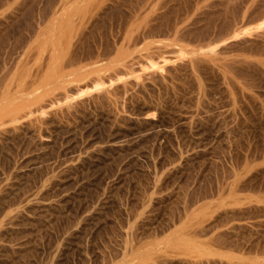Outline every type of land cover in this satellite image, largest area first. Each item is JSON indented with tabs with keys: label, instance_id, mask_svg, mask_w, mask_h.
<instances>
[{
	"label": "rangeland",
	"instance_id": "rangeland-1",
	"mask_svg": "<svg viewBox=\"0 0 264 264\" xmlns=\"http://www.w3.org/2000/svg\"><path fill=\"white\" fill-rule=\"evenodd\" d=\"M263 53L264 0H0V264H264Z\"/></svg>",
	"mask_w": 264,
	"mask_h": 264
},
{
	"label": "bare ground",
	"instance_id": "bare-ground-1",
	"mask_svg": "<svg viewBox=\"0 0 264 264\" xmlns=\"http://www.w3.org/2000/svg\"><path fill=\"white\" fill-rule=\"evenodd\" d=\"M147 45V44H146ZM263 45V44H262ZM121 49H122V47H121ZM145 49V48H144ZM59 52V51H58ZM57 52V53H58ZM60 53H61V51H60ZM149 54V53H148ZM264 54V53H263ZM130 55V54H129ZM59 56V55H58ZM142 56H144L145 57V55H142ZM149 56V55H148ZM196 56V55H195ZM127 57V56H126ZM126 57H124V58H126ZM131 57V56H130ZM139 57V56H138ZM120 58V57H119ZM73 59V58H72ZM115 59V58H114ZM143 59V58H142ZM146 59V58H145ZM192 59V58H191ZM128 60V59H127ZM126 60V61H127ZM202 60V59H201ZM74 61V60H73ZM123 61V60H122ZM125 61V60H124ZM136 61V60H135ZM194 61V60H193ZM133 63H134V61H132ZM119 63H120V61H119ZM129 63H130V60H129ZM129 63L127 62V64L129 65ZM112 64V63H111ZM144 64V63H143ZM192 64V63H191ZM193 64H195V63H193ZM153 66L155 67V69H158V70H162L163 68L161 67V66H159V65H156V64H153ZM249 66V65H248ZM247 66V67H248ZM264 66V65H263ZM107 67V66H106ZM119 68V67H118ZM112 69V68H111ZM115 69V68H114ZM123 69V68H122ZM128 69H129V67H128ZM197 69V68H196ZM263 69V68H262ZM118 70V69H117ZM120 70V69H119ZM136 70V69H135ZM115 72V71H114ZM198 72V71H197ZM262 72V71H261ZM127 73V72H126ZM161 73V72H160ZM117 75V74H116ZM113 76V75H112ZM118 76V75H117ZM264 76V75H263ZM152 77V76H151ZM172 77V76H171ZM142 78V77H141ZM152 78H154V77H152ZM155 78H157V77H155ZM172 79V78H171ZM147 80V79H146ZM158 79H156V81H157ZM167 80V79H166ZM165 80V81H166ZM169 80V79H168ZM157 83V82H156ZM55 84V83H54ZM53 85V84H52ZM56 85H59V84H56ZM61 86V85H60ZM135 86V85H134ZM57 87H59V86H57ZM145 87V86H144ZM165 87V86H164ZM49 88H51V86L49 87ZM173 88V87H172ZM57 89V88H56ZM145 89V88H144ZM54 90H55V87H54ZM141 90V89H140ZM49 91H50V89H49ZM135 91H137L136 89H135ZM139 91V90H138ZM21 105V104H20ZM19 106V105H18ZM19 107H9L7 110H8V112L9 111H15V110H17ZM23 116H26V115H23ZM23 117H21V119H22ZM204 214V213H203ZM201 215V214H200ZM204 215H206V213L204 214ZM207 215H208V213H207ZM205 219V218H204ZM204 219H202V220H204ZM230 219H231V217H230ZM237 219V218H236ZM236 219H234V220H236ZM229 220V219H228ZM233 220V219H232ZM242 220V219H241ZM200 220H198V222H199ZM238 222H240V221H238ZM247 222V221H246ZM200 223H204V222H200ZM221 223V222H220ZM198 224V223H197ZM251 224V223H250ZM202 225V224H201ZM246 225V224H245ZM200 226V225H199ZM211 226V225H210ZM232 226V225H231ZM230 226V227H231ZM223 227V226H222ZM233 227V226H232ZM242 226L239 224H237V226H235V223H234V229H236L235 231H238L237 229L238 228H241ZM200 228V227H199ZM244 228V227H243ZM213 229V228H212ZM222 229V228H221ZM229 229H232V228H229ZM242 229V228H241ZM203 231V230H202ZM219 232H220V230H218ZM224 231V230H223ZM201 232V231H200ZM212 232V231H211ZM229 232H230V230H229ZM233 232H234V230H233ZM232 233V232H231ZM219 234H221V233H219ZM218 234V235H219ZM229 234V233H228ZM227 234V235H228ZM213 235V234H212ZM217 235V236H218ZM216 236V235H215ZM214 236V237H215ZM220 236H222V237H224L223 235H220ZM220 236L218 237V239L220 238ZM225 236H226V234H225ZM229 236V235H228ZM240 236V235H239ZM222 237H221V239H222ZM227 237V236H226ZM232 237V236H231ZM179 238V237H178ZM230 238V237H229ZM228 239V238H227ZM226 239V240H227ZM179 240H181L180 238H179ZM220 240V239H219ZM229 240V239H228ZM183 241H185V240H183ZM216 241H218L217 239H216ZM223 241V240H222ZM186 242V241H185ZM224 242V241H223ZM222 242V243H223ZM183 243V242H182ZM187 244H189V241H188V243ZM190 245V244H189ZM222 246V245H221Z\"/></svg>",
	"mask_w": 264,
	"mask_h": 264
}]
</instances>
